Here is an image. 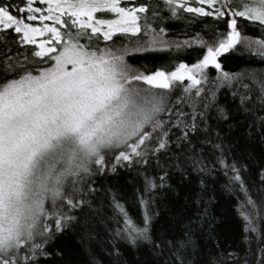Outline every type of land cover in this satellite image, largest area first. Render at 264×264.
Segmentation results:
<instances>
[{
    "label": "snow or ice",
    "instance_id": "1",
    "mask_svg": "<svg viewBox=\"0 0 264 264\" xmlns=\"http://www.w3.org/2000/svg\"><path fill=\"white\" fill-rule=\"evenodd\" d=\"M37 5H46V11ZM162 7L170 19L189 14L216 24L207 39L198 37L206 54L197 63L145 74L128 63L125 38L137 52L160 50L167 43L165 29L157 25V31L152 21L162 19ZM37 20L41 27L30 23ZM220 25L224 31L218 33ZM242 30L261 38H246ZM0 38V264H51L42 260L51 255L47 245L70 222L79 223L72 213L86 217L98 192L94 185L109 170L145 166L143 193L150 198L167 186L169 167L182 180L191 170L200 176L203 192L209 173L200 158L204 146L222 151L215 143L219 133L208 124L220 88L231 89L234 111L253 125L259 121L264 135V116L257 115L264 112V0H0ZM241 44L255 47L261 66L224 72L219 57ZM182 46L191 43L176 45ZM209 66L220 75L210 79ZM177 85L184 95L173 100ZM216 111L217 121L232 119L227 108L217 105ZM219 163L225 175L232 173L226 189L245 194L239 209L245 231L260 233L264 192L252 199L241 169L223 158ZM153 164L163 175L147 174ZM202 199L198 194L192 204ZM113 202L123 221L116 234L133 245L146 241L157 247L152 217L145 215L141 226L115 196ZM202 211L206 214L196 209L184 225L185 239L161 238L172 264H190L185 250ZM249 250L253 259L244 264H264V240ZM216 264L224 261L217 257Z\"/></svg>",
    "mask_w": 264,
    "mask_h": 264
},
{
    "label": "trees",
    "instance_id": "2",
    "mask_svg": "<svg viewBox=\"0 0 264 264\" xmlns=\"http://www.w3.org/2000/svg\"><path fill=\"white\" fill-rule=\"evenodd\" d=\"M136 2L140 3L141 0ZM146 2L152 3L153 0ZM160 16L162 19L152 21V27L157 28V31V25L165 29L164 40L167 43L162 48L158 46L160 50L157 51L137 52L125 38L126 45L131 50L127 57L128 63L145 74H151L157 70L173 71L180 63L191 66L202 59L206 49L200 47L198 37L207 39L205 33L216 24L214 19L193 18L189 14H182L180 19H170V13L163 7ZM223 31L224 27L220 25L217 32ZM242 36L253 40L261 38L255 31L242 30ZM185 41H189L191 46L176 47L177 44L183 45ZM219 62L222 70L228 73H239L249 67L258 69L261 66L255 47L248 49L243 44L219 57ZM206 72L210 79L220 75V71L212 66ZM188 84L185 81L183 86ZM209 87L208 84L204 85L205 90ZM230 93L231 89L228 87L220 88L216 105L208 113V124L221 137L215 143L222 145V151L213 148L211 144L204 146L200 158L209 173L203 177V192L200 176L191 170L182 180L180 172L169 167L171 178L167 181V186L155 190L151 198L149 194L143 193L142 173L145 166H122L115 173L109 170L94 185L98 192L92 200L91 209L85 210L86 217L82 218L79 210L72 213L79 223L72 221L64 231L58 232L47 245L51 255L42 260L50 261L51 264H172L173 254L161 243V238L166 235L172 241L177 238L185 239L184 225L189 222L190 217L195 216L196 209L199 208L206 210V214L203 211L200 213V225L193 229L191 244L185 250L190 264H216L217 257L224 264H244L245 259L251 261L253 257L250 246L257 249L258 241L264 240V221L257 217L260 233L245 231V221L239 215L245 194L226 189L225 185L229 183L232 173L228 171L225 175L226 170L219 160L223 158L228 164L234 163L241 169L248 193L252 199L258 200L259 194L264 192V181L261 180L264 175V135L259 128V121L253 125L250 119L234 111L235 102ZM183 95L181 86L177 85L172 93L173 100ZM217 105L229 110L232 116L230 121H217ZM184 110L190 111L188 107ZM257 115L264 116V112H258ZM253 128L255 130L250 131ZM147 174L156 178L163 175V172L153 164L147 168ZM142 193L144 199L149 200L150 206L147 208L141 202ZM198 194L203 199L199 205L194 206L192 200L197 199ZM113 196L137 224H141L145 215L152 217L151 232L157 247L146 241H138L133 245L123 233L116 234L117 229L123 228V221L118 209L114 207ZM118 220L120 223H117ZM85 224L87 227H84Z\"/></svg>",
    "mask_w": 264,
    "mask_h": 264
},
{
    "label": "rangeland",
    "instance_id": "3",
    "mask_svg": "<svg viewBox=\"0 0 264 264\" xmlns=\"http://www.w3.org/2000/svg\"><path fill=\"white\" fill-rule=\"evenodd\" d=\"M37 6H39V7H41V8H43V9H45V11H46V5H37ZM101 18H114L113 16H102ZM44 23H49V24H51L52 22L51 21H45ZM34 26H37V27H41L42 26V24H41V22L39 21V20H37L36 21V23H32ZM47 37H44V39H46ZM38 39H42V38H38ZM206 71V70H205ZM189 82V81H188ZM189 84H190V82H189Z\"/></svg>",
    "mask_w": 264,
    "mask_h": 264
}]
</instances>
